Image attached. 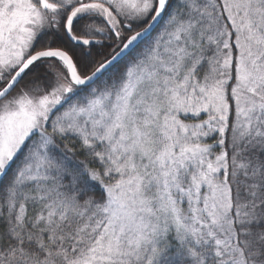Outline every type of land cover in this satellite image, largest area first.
<instances>
[{"label":"snow or ice","instance_id":"snow-or-ice-1","mask_svg":"<svg viewBox=\"0 0 264 264\" xmlns=\"http://www.w3.org/2000/svg\"><path fill=\"white\" fill-rule=\"evenodd\" d=\"M0 264H264V0H0Z\"/></svg>","mask_w":264,"mask_h":264}]
</instances>
